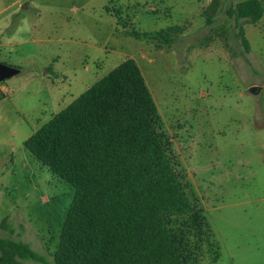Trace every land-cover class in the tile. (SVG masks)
Here are the masks:
<instances>
[{
	"label": "rangeland",
	"instance_id": "374dc122",
	"mask_svg": "<svg viewBox=\"0 0 264 264\" xmlns=\"http://www.w3.org/2000/svg\"><path fill=\"white\" fill-rule=\"evenodd\" d=\"M241 1L0 0V64L19 70L0 83V238L44 259L26 264H53L75 190L24 142L126 59L197 209L170 224L186 264H264V15L236 21ZM169 28L170 47L128 36Z\"/></svg>",
	"mask_w": 264,
	"mask_h": 264
},
{
	"label": "trees",
	"instance_id": "16d2710c",
	"mask_svg": "<svg viewBox=\"0 0 264 264\" xmlns=\"http://www.w3.org/2000/svg\"><path fill=\"white\" fill-rule=\"evenodd\" d=\"M257 24L264 0L228 11ZM169 28L130 38L170 47ZM238 38L248 51L239 29ZM157 108L132 59L88 87L25 142V150L74 190L52 255L53 264H186L172 220L192 216L170 145L157 133ZM0 229L14 233L8 218ZM44 263L30 246L0 238V264Z\"/></svg>",
	"mask_w": 264,
	"mask_h": 264
},
{
	"label": "water",
	"instance_id": "95a60500",
	"mask_svg": "<svg viewBox=\"0 0 264 264\" xmlns=\"http://www.w3.org/2000/svg\"><path fill=\"white\" fill-rule=\"evenodd\" d=\"M19 74V70L0 64V83ZM249 92L251 94H256L258 92V89L256 87L250 88Z\"/></svg>",
	"mask_w": 264,
	"mask_h": 264
}]
</instances>
